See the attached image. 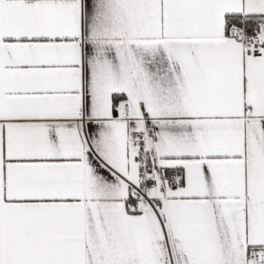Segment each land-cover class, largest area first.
Masks as SVG:
<instances>
[{"label":"snow or ice","instance_id":"obj_1","mask_svg":"<svg viewBox=\"0 0 264 264\" xmlns=\"http://www.w3.org/2000/svg\"><path fill=\"white\" fill-rule=\"evenodd\" d=\"M0 264H264V0H0Z\"/></svg>","mask_w":264,"mask_h":264}]
</instances>
